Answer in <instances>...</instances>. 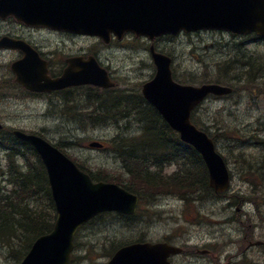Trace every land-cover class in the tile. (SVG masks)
Masks as SVG:
<instances>
[{"label":"rangeland","instance_id":"rangeland-1","mask_svg":"<svg viewBox=\"0 0 264 264\" xmlns=\"http://www.w3.org/2000/svg\"><path fill=\"white\" fill-rule=\"evenodd\" d=\"M7 33L25 37L42 53L53 57L54 66L58 67L56 69L65 67V58L74 54L97 56L117 82L116 91L124 96L139 94L143 84L152 79L156 72L149 51V39L146 37L129 34L122 41L105 44L94 37L76 36L48 29H31L16 23L13 19L0 20V36ZM155 45L158 50L172 57L174 78L181 83L194 85L218 82L239 86L233 80L226 82L220 79L217 64L235 56L238 47L245 46L248 53H264V39H254L251 36L238 37L221 30L164 36L157 38ZM21 56L22 53L17 50L0 49L2 123L8 128L40 134L52 144L59 146L80 167H84L93 175L98 174L103 177L106 174L109 177L120 178V175L125 174L124 164L110 151L111 146L100 149L91 146L90 143L95 140L110 142L116 136L142 135L141 138L134 139L142 140L146 129L138 121L137 116L133 113L120 120L110 119L111 121L105 124L99 126L87 124V127L83 128L79 114L87 110L84 107L88 103L83 96L94 91L106 92L107 89L78 86L71 88L70 93L64 96H29L16 82L15 74L11 70V63ZM69 98L75 101L74 105L77 108L70 109L66 102ZM58 102L65 103V106L59 108L61 104ZM69 109L73 115L70 113L68 116ZM192 118L196 125L211 137L215 138L217 135L214 140L218 151L227 160L233 176L228 193H239L241 197L236 198L237 202L241 203L244 197L245 201L254 199L257 204L262 205L263 201L258 200L256 194L260 196V192L264 193V96H255L243 89L238 91L236 89L230 96H209L193 112ZM224 133L231 134L232 138H225L222 135ZM0 155L3 158L4 153ZM175 168L176 166L167 167L165 173H173ZM0 181L3 180L0 178ZM155 194L154 201L150 199L149 202L146 199L142 201L138 217L135 216L136 219L130 220L128 225L118 220H111L110 216L104 214L105 217H97L81 227L77 234L78 248L75 251L73 264H106L109 260L107 252L110 248L116 249L137 238H145L151 242L168 239L171 243L186 248L188 256L176 257V261L182 260L184 264L198 262L211 264L213 259L217 264H230L228 261L232 249L228 245L232 244L233 240L237 241L236 238L242 233V229L246 228V224L255 227V237L264 238V218H256L252 205L246 208L256 218L255 224L251 221L237 222L239 223V231H237V225L229 218L239 217V213L236 212L239 206L235 208L233 205L232 209H224L228 202L218 200L210 193L206 194V199L202 200L201 204L198 202L201 201L200 197H190L187 201H181L182 197L178 193L155 192ZM38 203L40 206L43 204L40 201ZM262 206L264 212V205ZM203 214H207L210 220H207L208 218ZM212 215L214 218L211 217ZM202 218L206 222H200ZM217 218H220L218 222H216ZM258 223L261 226L256 227ZM250 231L253 232V229ZM20 243L14 246L15 249L22 251ZM208 244L227 245L222 251L221 247L210 246L214 252V256L211 257L196 251L200 247V249L208 248L206 246ZM246 246L247 243L244 242L243 249ZM233 249L237 253L235 248ZM228 251L230 253L227 260ZM257 251L258 249L255 248L247 253H257ZM16 260L7 246L0 245V264H16ZM260 260L261 262L258 261L256 264H264V250H261ZM239 261H242V258ZM232 262L238 263V255Z\"/></svg>","mask_w":264,"mask_h":264},{"label":"water","instance_id":"water-1","mask_svg":"<svg viewBox=\"0 0 264 264\" xmlns=\"http://www.w3.org/2000/svg\"><path fill=\"white\" fill-rule=\"evenodd\" d=\"M11 14L28 24L99 35L107 41L112 32L119 38L133 31L154 39L164 33L176 34L181 29L205 28L242 33L255 31L264 37V0H0V17ZM22 44L7 37L0 40L1 47H21ZM153 57L158 72L144 85L145 96L180 131L182 139L202 154L215 191H226L230 186L228 167L213 140L191 122L190 113L208 93H229L231 88L217 84L179 85L172 79L171 58L157 53L154 48ZM38 60L36 54L26 52L24 59L12 65L17 80L31 90L52 91L88 83L102 87L113 85L107 72L92 58L71 59L70 67L57 79L46 76ZM15 132L32 143L44 158L58 212L53 231L36 240L21 264H69L74 234L81 225L101 211H135L136 195L116 184L94 183L88 174L46 141ZM179 251L180 248L167 243H138L119 249L109 264H171L168 256Z\"/></svg>","mask_w":264,"mask_h":264},{"label":"trees","instance_id":"trees-1","mask_svg":"<svg viewBox=\"0 0 264 264\" xmlns=\"http://www.w3.org/2000/svg\"><path fill=\"white\" fill-rule=\"evenodd\" d=\"M237 49L235 56L223 63L218 62V77L226 82L233 80L238 83L239 86L225 82L233 88L236 86L237 91L243 89L255 96H264V53H248L245 46ZM87 97L84 100L93 106V110L79 114L83 127L87 124L99 126L109 119L134 113L146 129L142 140H134L141 135L118 136L112 141L111 150L124 164V176L92 174L94 179L117 182L139 194L141 201H154L155 192L178 193L183 198L210 193L208 171L201 155L192 146L181 142L178 134L141 95L124 96L108 92L89 93ZM222 135L232 138L229 133ZM0 152L6 153L7 160L4 168L0 163L3 180L0 181V245L7 246L10 254L19 261L38 236L52 230L56 220L55 204L45 166L30 145L14 139L4 129L0 130ZM18 159H22L23 163H19ZM172 163H177L178 168L168 175L164 171ZM256 195L264 205V193ZM38 201L43 202L42 206ZM252 201L257 203L254 199ZM263 213L261 217L264 218ZM130 218L126 216V219ZM18 242H21L22 251L15 249L14 245Z\"/></svg>","mask_w":264,"mask_h":264},{"label":"flooded vegetation","instance_id":"flooded-vegetation-1","mask_svg":"<svg viewBox=\"0 0 264 264\" xmlns=\"http://www.w3.org/2000/svg\"><path fill=\"white\" fill-rule=\"evenodd\" d=\"M14 35H16V34H14ZM16 36L22 37L21 35H16ZM44 56L47 57V59L50 62V66H49L50 74L53 77H57V76L61 75L63 70H64V67L60 68V69H56V68H58L57 65L54 66V64H53V62H55V59L53 57H48L46 54ZM67 90L70 91V88ZM32 94L37 95L38 93H32ZM69 100H70V98H69ZM200 204H201V202H200ZM231 204H232L231 201H229V203H228L227 207H225V209H230L232 207ZM237 211L239 212V215L242 216V218L245 217L247 219H251V217H252L251 214L247 213L248 211L246 209H244V206L240 205L239 207H237ZM237 220H239V219H237ZM257 238H258L257 240H254V238H252L250 236V233H247V232H245L244 236L242 234L238 235V237L236 238L237 241L232 242V244L228 245V246H230V248H235V250L237 251V253L234 250L232 251V255L230 256L228 262L230 264H246V263H251V262L256 264L258 261L261 262L260 256H261V249L264 248V238H261V237H257ZM244 241L247 242V246L245 249H243ZM233 243H235L236 245L234 246ZM206 246L208 248H205V247H204V249L197 248L196 251L198 253H201V254H207L206 256H209V257L214 256V252L210 248L211 244H208ZM212 246H214V245H212ZM255 247L260 248L257 253H247V251H251V249H253ZM216 248H217V246H216ZM223 248L221 249V251L223 250ZM229 253H230V251H228L227 260L229 257ZM184 255L188 256V251L186 250V248L183 247L182 253H180L179 255L173 256L171 259L173 262H175L177 264H184V263H182V260L176 261V257L182 258ZM236 255H238V263H233L232 260L234 259V257ZM241 258H242V261H239ZM194 264H200V262L194 263ZM211 264H217V263H215L214 259H213Z\"/></svg>","mask_w":264,"mask_h":264},{"label":"bare ground","instance_id":"bare-ground-1","mask_svg":"<svg viewBox=\"0 0 264 264\" xmlns=\"http://www.w3.org/2000/svg\"><path fill=\"white\" fill-rule=\"evenodd\" d=\"M150 80H152V79H150ZM150 80H149V81H150ZM167 85H168V84H165L164 86H167ZM37 239H38V237L33 241V243L31 244V246L34 245V243L36 242ZM31 246H30V247H31Z\"/></svg>","mask_w":264,"mask_h":264}]
</instances>
